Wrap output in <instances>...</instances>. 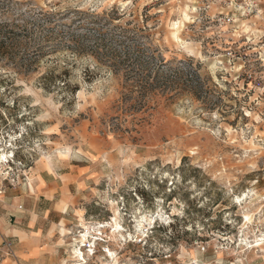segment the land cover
Instances as JSON below:
<instances>
[{"label":"rangeland","instance_id":"rangeland-1","mask_svg":"<svg viewBox=\"0 0 264 264\" xmlns=\"http://www.w3.org/2000/svg\"><path fill=\"white\" fill-rule=\"evenodd\" d=\"M2 151L0 264H264V0H0Z\"/></svg>","mask_w":264,"mask_h":264},{"label":"trees","instance_id":"trees-1","mask_svg":"<svg viewBox=\"0 0 264 264\" xmlns=\"http://www.w3.org/2000/svg\"><path fill=\"white\" fill-rule=\"evenodd\" d=\"M97 23L96 21H94ZM127 29L121 30L122 34L119 33L122 37V39H118V42H123L127 40H133L134 38L132 35H127L125 32H127ZM98 32V41H96L94 48L97 50H102L103 53L106 55H109V53L113 54L111 55L114 58H119L121 62H123L125 66V72L127 71L131 75H136L140 81L144 82V86L147 87L149 83V79L151 78L152 70H151V63H152V56L147 55L143 52H141L140 46L133 47L131 45H123L122 48H114V50L111 48L109 44H107L105 41V31H100L97 29ZM86 36V35H83ZM77 48H81V44H77ZM40 46L39 49L41 50L42 45ZM116 46V44H115ZM38 51V49H36ZM154 58V57H153ZM42 78L44 80L48 78H52V76L49 75H44ZM144 87V88H145Z\"/></svg>","mask_w":264,"mask_h":264},{"label":"built area","instance_id":"built-area-1","mask_svg":"<svg viewBox=\"0 0 264 264\" xmlns=\"http://www.w3.org/2000/svg\"><path fill=\"white\" fill-rule=\"evenodd\" d=\"M88 245V244H87ZM4 247H5V251L7 252V254L9 253H13L12 252V247H11V243L6 241L4 242ZM198 247L201 249V250H204L205 249V246L203 244H198ZM187 264H194V262H189Z\"/></svg>","mask_w":264,"mask_h":264},{"label":"bare ground","instance_id":"bare-ground-1","mask_svg":"<svg viewBox=\"0 0 264 264\" xmlns=\"http://www.w3.org/2000/svg\"><path fill=\"white\" fill-rule=\"evenodd\" d=\"M6 154L2 151L1 153H0V162H2V161H6L5 159H6ZM84 237V236H83ZM263 238V237H262ZM77 253H78V255H80L81 254V251H80V249H78L77 250ZM80 259H82V258H80Z\"/></svg>","mask_w":264,"mask_h":264},{"label":"crops","instance_id":"crops-1","mask_svg":"<svg viewBox=\"0 0 264 264\" xmlns=\"http://www.w3.org/2000/svg\"><path fill=\"white\" fill-rule=\"evenodd\" d=\"M29 229V228H28ZM31 248V247H30ZM30 248H28V249H30Z\"/></svg>","mask_w":264,"mask_h":264}]
</instances>
